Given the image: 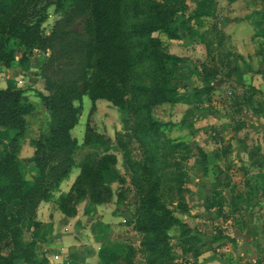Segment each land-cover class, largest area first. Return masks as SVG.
Returning <instances> with one entry per match:
<instances>
[{
	"label": "trees",
	"instance_id": "16d2710c",
	"mask_svg": "<svg viewBox=\"0 0 264 264\" xmlns=\"http://www.w3.org/2000/svg\"><path fill=\"white\" fill-rule=\"evenodd\" d=\"M52 6L62 17L47 33L44 23ZM187 11L184 0H0V64L13 67L27 62L35 50L45 53L40 77L48 94L40 97L57 118L48 134L34 141L37 174L29 185L19 150L34 105L24 99L22 88L0 87V134L9 136L8 150L0 155V264H52L46 255H39L36 241L25 239L24 226L39 225L38 207L54 199V191L76 166L79 142L72 130L79 122L84 96L91 99L93 109L100 99L129 106L131 138L140 145L141 157H133L123 139L116 145L126 152L131 185L141 199L133 224L142 235L143 264L176 263L171 231L183 223L169 203L184 191V163L177 155L185 158V143L164 136L167 125L153 110L178 95L171 72L174 58L159 35L171 32L177 16ZM200 14L196 11V16ZM217 74V69L206 67L204 83L210 84ZM104 141L105 135L88 122L84 144ZM117 162L111 152L98 160L87 157L71 189L57 198L58 208L72 217L83 201L87 214L108 203L114 192L106 172ZM124 199L118 197L119 202ZM186 232L182 230V236ZM223 238L235 240L220 231L216 239ZM104 252L105 259L109 253ZM135 254L136 248L128 246L122 256L125 263L135 264Z\"/></svg>",
	"mask_w": 264,
	"mask_h": 264
},
{
	"label": "crops",
	"instance_id": "0c3cea01",
	"mask_svg": "<svg viewBox=\"0 0 264 264\" xmlns=\"http://www.w3.org/2000/svg\"><path fill=\"white\" fill-rule=\"evenodd\" d=\"M184 1L195 16H177L174 29L161 37L174 58L179 92L154 114L167 125V138L185 143L184 191L169 203L183 223L173 229L179 234L176 262L264 264V0ZM220 8L225 18L215 21ZM206 67L218 70L210 84L204 83ZM78 174L72 171L54 199L40 204L39 225L26 224L24 236L52 264H108L111 253L125 254L137 231L123 229L131 216L118 199L92 214L83 201L75 216H66L56 200ZM220 231L235 240L216 239Z\"/></svg>",
	"mask_w": 264,
	"mask_h": 264
},
{
	"label": "rangeland",
	"instance_id": "374dc122",
	"mask_svg": "<svg viewBox=\"0 0 264 264\" xmlns=\"http://www.w3.org/2000/svg\"><path fill=\"white\" fill-rule=\"evenodd\" d=\"M167 1L170 3L171 1L180 0ZM221 8L220 11L215 15V21L225 18V13L221 11ZM191 11L192 9L187 11L188 17ZM224 11H226V9ZM61 17L62 13L56 12L54 6L50 7L49 17L44 23L45 31L47 33L51 32L56 21ZM202 21L210 20L203 18ZM162 35L163 33L159 36L162 37ZM46 57L47 55H45V53L41 52L40 50H35L33 56L30 57V59L24 64L17 63L13 67H6L3 64H0V87L11 86L22 88L24 91V99L34 105L33 112L28 116L27 130L24 137L21 139L19 150V157L24 164L29 185L30 183L32 184L37 172L32 162L35 152L34 141L39 138H44L50 129L57 123V118L54 116V111L51 108L46 107L42 98L40 97V93L48 94V91H46L44 88L43 80L40 77V67L45 61ZM18 58H21V50H19ZM96 103L95 108L93 109V106H91V99L88 96H84L83 98L82 111L79 117L78 125L72 130V135L74 137L77 139L81 138L80 142L78 140L79 149L76 153V166L72 171L73 173H80L81 166L87 157H90L93 160H98L106 152L114 153L118 159V162L106 172V182L112 187L114 192L113 198L108 201V203L113 202L114 200L118 199L120 195H123L125 198L123 201H126L131 216L127 222H124L123 229L126 230L127 227H129V229L136 231L134 229L133 223L135 217L138 215L141 199L135 188L131 185L132 172L128 164L126 152L123 148L116 145L118 139H123L127 145V148L131 151L133 157H141L142 152L140 145L135 139L131 138V125L133 118L131 110L127 104L120 107L104 99L101 101L100 106H96ZM153 112L155 114V108ZM88 122H91L92 127L98 133L105 135L106 141H104L103 144L93 146L84 144V137H82V133L84 129L86 130ZM164 136L166 137V134H164ZM8 144V134L1 133L0 155L8 150ZM177 158L182 162H186V159H183V156L181 155H177ZM122 178L125 179V182L122 181ZM236 212L241 214V210L239 211L238 208L236 209ZM236 220H238V224L245 226V221L243 218H236ZM171 234L173 237L174 252L178 256L179 249L176 246V241L178 240L179 234L175 233L173 230L171 231ZM141 239L142 235L136 233V239L129 240L130 242H126L125 245V253L128 246L130 245H133V247L136 248V254L133 258L135 264H143L145 262L144 255L141 251ZM122 256L123 255H119L117 252H113L109 257L110 262H108V264L112 262L115 264H126ZM18 264L25 263L19 262ZM175 264L180 263L176 262Z\"/></svg>",
	"mask_w": 264,
	"mask_h": 264
}]
</instances>
